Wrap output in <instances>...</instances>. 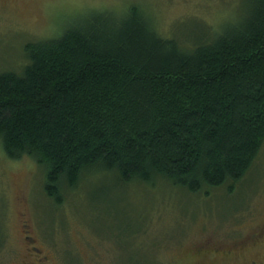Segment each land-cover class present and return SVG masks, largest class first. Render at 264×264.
Wrapping results in <instances>:
<instances>
[{"label": "trees", "instance_id": "16d2710c", "mask_svg": "<svg viewBox=\"0 0 264 264\" xmlns=\"http://www.w3.org/2000/svg\"><path fill=\"white\" fill-rule=\"evenodd\" d=\"M239 7L190 43L138 4L26 42L22 70L0 71L5 153L42 164L58 201L85 172L193 192L238 181L264 141V0Z\"/></svg>", "mask_w": 264, "mask_h": 264}, {"label": "rangeland", "instance_id": "374dc122", "mask_svg": "<svg viewBox=\"0 0 264 264\" xmlns=\"http://www.w3.org/2000/svg\"><path fill=\"white\" fill-rule=\"evenodd\" d=\"M239 3L0 0V71L19 72L27 62L26 42L54 37L94 10L120 13L138 4L159 34L190 43L204 28L212 35L232 23ZM45 173L28 155L10 158L0 143V264L264 260V141L238 181L197 192L162 179L121 183L104 171L85 172L58 201L45 191ZM205 243L211 247L202 248Z\"/></svg>", "mask_w": 264, "mask_h": 264}, {"label": "flooded vegetation", "instance_id": "af4514ba", "mask_svg": "<svg viewBox=\"0 0 264 264\" xmlns=\"http://www.w3.org/2000/svg\"><path fill=\"white\" fill-rule=\"evenodd\" d=\"M202 248H206V249H209L211 247V245L205 243V244H202L201 245ZM216 250V248H214ZM33 251H35V257L36 259H38V249L36 247L33 248ZM231 264H236V263H231ZM238 264H264V260H255V259H251V260H248V261H243V262H240Z\"/></svg>", "mask_w": 264, "mask_h": 264}]
</instances>
